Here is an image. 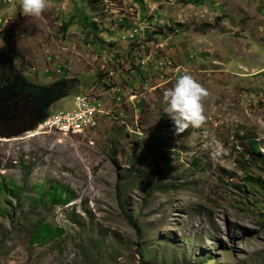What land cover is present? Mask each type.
Masks as SVG:
<instances>
[{
  "label": "rangeland",
  "instance_id": "1",
  "mask_svg": "<svg viewBox=\"0 0 264 264\" xmlns=\"http://www.w3.org/2000/svg\"><path fill=\"white\" fill-rule=\"evenodd\" d=\"M19 3L0 0V60L73 84L49 116L96 88L104 115L82 136L0 137V264H264L247 146L264 156V0H48L40 18ZM184 73L205 121L177 135L162 94ZM39 224L63 234L35 242Z\"/></svg>",
  "mask_w": 264,
  "mask_h": 264
},
{
  "label": "flooded vegetation",
  "instance_id": "2",
  "mask_svg": "<svg viewBox=\"0 0 264 264\" xmlns=\"http://www.w3.org/2000/svg\"><path fill=\"white\" fill-rule=\"evenodd\" d=\"M68 94L73 86L70 81H61ZM33 84L12 64L10 59L0 60V134L9 136L30 128L37 121L49 115L52 104L41 110V102L36 103L31 95Z\"/></svg>",
  "mask_w": 264,
  "mask_h": 264
},
{
  "label": "clouds",
  "instance_id": "3",
  "mask_svg": "<svg viewBox=\"0 0 264 264\" xmlns=\"http://www.w3.org/2000/svg\"><path fill=\"white\" fill-rule=\"evenodd\" d=\"M48 0H20V14L27 18H40L46 11ZM0 41V47H2ZM166 103L164 113L174 124V133L180 134L189 127L200 128L204 121L202 101L206 89L191 74L184 73L176 78L174 85L163 92Z\"/></svg>",
  "mask_w": 264,
  "mask_h": 264
},
{
  "label": "built area",
  "instance_id": "4",
  "mask_svg": "<svg viewBox=\"0 0 264 264\" xmlns=\"http://www.w3.org/2000/svg\"><path fill=\"white\" fill-rule=\"evenodd\" d=\"M7 22L8 21H5V23ZM147 63L148 60L141 61L140 65L145 66ZM99 71L106 72L107 79L113 75L112 72H108L105 69L104 65L100 66ZM97 92L98 89L96 88V90L94 89L92 92L86 94L85 97H75L74 108L66 113L48 115L45 121L37 126V132L41 134L52 133L56 137H70L72 135L82 136L88 133L96 126L97 119L104 115ZM129 132L134 136H140L137 131V126L133 129H129Z\"/></svg>",
  "mask_w": 264,
  "mask_h": 264
},
{
  "label": "trees",
  "instance_id": "5",
  "mask_svg": "<svg viewBox=\"0 0 264 264\" xmlns=\"http://www.w3.org/2000/svg\"><path fill=\"white\" fill-rule=\"evenodd\" d=\"M247 146L249 150H251L249 154L255 156L257 158V161H261L264 159V156L260 155V153L256 151V146H257L256 141L248 142ZM8 194L11 195V197L16 198L17 196L16 189L14 188L9 189ZM46 194L48 197H50L49 203L52 205L59 204L61 202L62 197H64L63 203L68 202V199H66L67 198L66 195L62 196V194L58 193L56 188L48 191ZM43 196H41V198ZM129 224L135 228L134 224L130 220H129ZM62 234H63V231L61 229H53L49 227L48 225L39 224L34 231L33 238L35 242H41L43 244L45 242L52 241L58 238Z\"/></svg>",
  "mask_w": 264,
  "mask_h": 264
},
{
  "label": "water",
  "instance_id": "6",
  "mask_svg": "<svg viewBox=\"0 0 264 264\" xmlns=\"http://www.w3.org/2000/svg\"><path fill=\"white\" fill-rule=\"evenodd\" d=\"M63 82H58L53 85H48V86H34L32 85L31 89V95L35 97V102H41V110H46L51 106L52 104L56 103L60 99L66 97L67 95L63 93L65 92V86L62 84ZM47 116L44 114L43 117H41L36 124L31 126L30 128L16 134H12L9 136H3L0 135L2 138H7V139H12L17 136H19L22 133H25L27 131H32L37 124H41Z\"/></svg>",
  "mask_w": 264,
  "mask_h": 264
},
{
  "label": "crops",
  "instance_id": "7",
  "mask_svg": "<svg viewBox=\"0 0 264 264\" xmlns=\"http://www.w3.org/2000/svg\"><path fill=\"white\" fill-rule=\"evenodd\" d=\"M141 1L144 2L145 0H141ZM260 2H261V4H263V0H260ZM146 4H148V3H146ZM136 5H138V4L136 3ZM261 20H263V17L261 18Z\"/></svg>",
  "mask_w": 264,
  "mask_h": 264
},
{
  "label": "bare ground",
  "instance_id": "8",
  "mask_svg": "<svg viewBox=\"0 0 264 264\" xmlns=\"http://www.w3.org/2000/svg\"><path fill=\"white\" fill-rule=\"evenodd\" d=\"M32 136H34V135H32ZM32 136H31V137H32Z\"/></svg>",
  "mask_w": 264,
  "mask_h": 264
}]
</instances>
